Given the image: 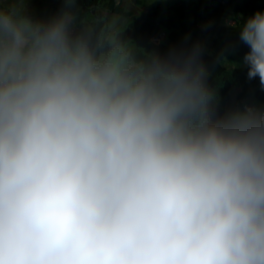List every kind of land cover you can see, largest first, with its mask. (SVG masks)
I'll list each match as a JSON object with an SVG mask.
<instances>
[{
    "label": "clouds",
    "instance_id": "9594fccd",
    "mask_svg": "<svg viewBox=\"0 0 264 264\" xmlns=\"http://www.w3.org/2000/svg\"><path fill=\"white\" fill-rule=\"evenodd\" d=\"M0 0V264H264V113L212 119L190 50L137 51ZM264 89V11L239 27Z\"/></svg>",
    "mask_w": 264,
    "mask_h": 264
},
{
    "label": "trees",
    "instance_id": "16d2710c",
    "mask_svg": "<svg viewBox=\"0 0 264 264\" xmlns=\"http://www.w3.org/2000/svg\"><path fill=\"white\" fill-rule=\"evenodd\" d=\"M137 4L146 6L142 0ZM220 0H198L183 3L185 9L168 15L157 6L143 9L138 15H126L125 22L113 30L109 25V16H124L125 9L121 0H81L80 17L86 24H93L98 33L106 39L123 42L137 47L142 52H158L168 54L171 50H190L194 45L201 46V60L208 76L207 84L214 91V102L209 107V114L217 107L221 111L230 98L233 87L240 90L238 100L251 95L261 104L258 113H264V89L259 80L247 78V67L243 65V57L248 47L239 39V27L246 18H241L238 9H247L253 15L259 9L253 0H240L228 13L219 12L209 3ZM264 8V7H263ZM261 11H264L262 9ZM210 15V19L206 15ZM249 15V16H251ZM167 33L170 43H156L155 38L161 32ZM241 63L242 67H237ZM237 67V68H236ZM244 111V109L241 107Z\"/></svg>",
    "mask_w": 264,
    "mask_h": 264
},
{
    "label": "crops",
    "instance_id": "0c3cea01",
    "mask_svg": "<svg viewBox=\"0 0 264 264\" xmlns=\"http://www.w3.org/2000/svg\"><path fill=\"white\" fill-rule=\"evenodd\" d=\"M44 5H42L43 9L46 10L47 12L49 11V8H54V9H60L63 6H61L62 4V0H43ZM146 3V6L141 7L139 4L136 3L135 0H121L122 2V6L125 9V15L122 16L121 18H123L125 20L127 13L128 14H133V15H138L143 9H149L152 6H157V7H161V2L160 0H142ZM184 1H188L189 0H184ZM229 1V0H228ZM227 4V3H226ZM233 6L229 7V6H223V8H219L218 11L222 12V13H228L230 11H233L234 9H238V7H236L238 4L235 3V1L232 4ZM56 6H60V7H56ZM41 9V8H40ZM161 9V8H160ZM162 10V9H161ZM255 11L259 10V9H254ZM37 11V10H36ZM252 13V10H251ZM250 12L247 11V9H238V14L240 15L241 18H248L249 15H251ZM41 18L43 17L42 15L40 16ZM35 18H38V16H36ZM121 25L120 23L117 25L119 26ZM116 26V27H117ZM237 67H242L241 63H239L237 65ZM236 67V68H237ZM240 93V90L236 87H233L230 91V98L229 101L227 102L225 108L221 111L220 109H216L213 108L212 112L209 114L210 117L214 120L216 119H221L229 114H233V113H245L248 111H255L258 112L259 107L261 106V104L254 98L253 95H251L250 97L242 100L241 102H239L238 100V95ZM241 107L244 109L245 112H243V110L241 109Z\"/></svg>",
    "mask_w": 264,
    "mask_h": 264
},
{
    "label": "rangeland",
    "instance_id": "374dc122",
    "mask_svg": "<svg viewBox=\"0 0 264 264\" xmlns=\"http://www.w3.org/2000/svg\"><path fill=\"white\" fill-rule=\"evenodd\" d=\"M190 2L192 1H198V0H189ZM235 1L236 4H239L240 0H220L216 3H209V7H214L215 9H219V8H223V6H233V2ZM251 1V0H250ZM161 4V9L167 13L168 15L174 14L176 11L181 10L182 8L186 10V8L183 6L185 3L184 0H160ZM253 4H256V7H259L261 10L264 9V0H253ZM44 3L43 0H27V4H26V12L28 15L32 16L33 18H35L36 16H38V18L35 19H48L52 16L57 15L60 9H54V8H49V11L47 12L46 10L43 9L42 4ZM227 3V4H226ZM231 5V6H230ZM45 6V5H44ZM61 6H63V4H61ZM141 6V5H140ZM56 7H60V6H56ZM143 7V6H141ZM41 8V9H40ZM37 10V11H36ZM43 16L42 18L40 16ZM207 19H210V15L207 14L206 15ZM125 22V20L121 17H116L114 15H110L109 16V25L110 28L113 30L119 23L123 24ZM155 42L157 43H170L168 38H167V33L161 31L155 38Z\"/></svg>",
    "mask_w": 264,
    "mask_h": 264
},
{
    "label": "built area",
    "instance_id": "2783aa9c",
    "mask_svg": "<svg viewBox=\"0 0 264 264\" xmlns=\"http://www.w3.org/2000/svg\"><path fill=\"white\" fill-rule=\"evenodd\" d=\"M157 43V42H156Z\"/></svg>",
    "mask_w": 264,
    "mask_h": 264
}]
</instances>
